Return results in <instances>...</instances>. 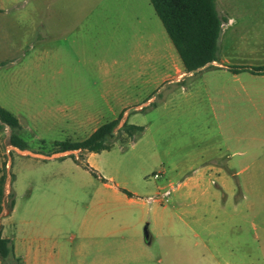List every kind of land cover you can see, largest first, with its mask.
<instances>
[{
  "label": "rangeland",
  "instance_id": "obj_1",
  "mask_svg": "<svg viewBox=\"0 0 264 264\" xmlns=\"http://www.w3.org/2000/svg\"><path fill=\"white\" fill-rule=\"evenodd\" d=\"M95 1L0 0V7H4L0 10V105L19 118L18 134L28 153L51 154L62 151L64 142L75 143L87 137L92 127L87 119L95 109L88 106L87 100L95 97V91L89 86L94 77L87 74L84 64L92 61L91 65L104 53L109 58L114 56L117 35L124 40L125 52L132 47L128 44L138 26L131 22L129 4L97 0L99 7L86 11L84 6ZM221 4L226 8L219 3V14L227 13L237 21L222 34L220 57L232 64L241 63L239 67L248 66L250 71L258 70L264 63V21L252 20L264 16V9L251 7L264 6V0H222ZM107 34L114 36L106 41ZM73 62L76 72L70 81L75 87L68 84L67 66ZM211 70L215 67L195 71L185 80L188 84L217 83L222 87L217 89L220 96L229 94L236 112L232 124L227 127L213 115L209 119L218 140L202 141L197 137L201 129L191 118H179L166 111L154 116L148 106L132 112L128 121L145 129L129 136L119 130V123L108 141L111 147L94 155L85 151L54 153L63 156L40 159L21 154L9 142L10 128L0 130V168L7 161L5 196L13 192L15 200L13 212L3 219L7 234L14 233L25 220L31 225L56 228L58 241L69 246L74 233L102 224L117 230L109 241H123L125 246L137 240L146 243V235L154 228V210L180 203L175 198L177 191L164 205L147 198L155 195L159 185H177L183 179L189 169L181 167L190 153L220 145L223 160L232 157L249 165L232 170L240 172L233 178L248 181L252 203L250 216L240 224L253 248L261 245L264 251V105L249 103L264 97V87L232 83L229 74ZM249 77L241 73V81ZM102 107L106 108L105 104ZM202 129L207 131L206 127ZM244 151L248 153L239 154ZM11 173L13 181L8 176ZM155 174L161 175L155 178ZM107 182L118 184L121 191L106 186ZM122 189L147 199V203L130 202V195ZM121 227L129 229L120 231ZM153 248L157 260L162 249L156 243ZM66 262L79 264L75 258H67ZM259 264H264L263 258Z\"/></svg>",
  "mask_w": 264,
  "mask_h": 264
},
{
  "label": "crops",
  "instance_id": "obj_2",
  "mask_svg": "<svg viewBox=\"0 0 264 264\" xmlns=\"http://www.w3.org/2000/svg\"><path fill=\"white\" fill-rule=\"evenodd\" d=\"M96 1L84 6L86 11L98 8L99 3ZM120 1L129 4L131 22L138 27L132 36V43L128 44L132 45L128 51H124V40L117 35L114 56L109 58L104 53L94 59L91 65L92 61L84 64L87 74L94 77L89 86L95 91V97L87 100L88 106L95 109L87 119L92 127L86 138L103 125V122L117 120L121 127L125 122L128 123L132 112L143 111L148 106L152 107L154 116L166 111L179 118H191L201 129L196 134L197 137L202 141L218 140V132L214 133L209 119L213 115L217 122L222 121L227 127L232 124L236 112L229 94L224 92L220 96L217 89L222 87L217 83H186L185 79L194 72H188L185 68L150 0ZM219 3L222 9L226 8L225 4H221L222 0H216L217 10ZM71 4L75 7L74 3ZM251 8L264 9V6ZM3 9L4 7H0V10ZM220 16L223 18V25L218 41L219 59L212 63L215 70L211 71L229 74L232 83L246 82L245 85L264 87V71H250L249 68L233 72L229 67L240 66L241 63L232 64L228 58L220 57L222 34L228 25L237 21L227 13ZM254 20L260 23L264 21V16L253 18L252 21ZM113 36L107 34L104 37L108 41ZM260 67H264V63L258 66ZM203 69L206 68L200 70ZM67 70L68 84L75 87L73 81H70V76L76 72L75 62L69 64ZM242 72L248 73V80L241 81ZM249 103L253 106L264 105V97L259 100L251 99ZM128 124L141 126L139 123ZM203 127L207 131L202 132ZM229 137L233 138L232 135ZM82 151L95 154L94 151L73 149L51 154L36 152L41 156H33L54 159L63 156H53L54 153L65 155ZM246 153L248 152H239L242 156ZM223 158L224 150L220 145L192 152L188 155L186 164L181 167L189 169L183 179L177 185L169 182L168 186H158L156 193L170 190L171 195L173 191H177L175 198L180 203L166 209L164 204L169 197L163 202H156L164 206L161 211L153 212L154 228L146 235V243L137 240L125 246L123 241H109V238L116 236L117 230H110L102 224L86 226L74 233L69 246L58 241L59 230L56 228L31 225V222L25 220L9 235L3 220L8 212L4 208L0 216V232L3 237L12 241L14 258L20 260L17 262L14 258H9L5 264H67V258H75L79 264H259L261 258L264 259L263 248L261 245L253 248L249 236L240 224L252 211L249 183L246 179L233 178L240 172H232L238 166L242 170L249 165H244L242 160L235 161L232 157L227 160ZM106 186H113L116 192L121 191L118 184L107 182ZM122 190L130 195L129 200L132 203L148 201V198L144 200L137 195H131L125 189ZM225 196L227 199L223 200ZM126 229L129 227H121L120 231ZM155 243L162 249V255L157 260L153 248Z\"/></svg>",
  "mask_w": 264,
  "mask_h": 264
},
{
  "label": "trees",
  "instance_id": "obj_3",
  "mask_svg": "<svg viewBox=\"0 0 264 264\" xmlns=\"http://www.w3.org/2000/svg\"><path fill=\"white\" fill-rule=\"evenodd\" d=\"M157 15L161 19L170 39L177 49L181 60L188 72H195L202 68H211L218 60L219 37L222 31L223 18L216 8V0H150ZM233 72L249 69L248 66H230ZM257 72L264 71L260 67ZM119 121L113 120L101 125L92 135L81 142H64L65 150L82 149L100 151L108 149V142L114 135ZM10 128L11 145L19 149H27L25 141L19 136L21 129L19 118L10 110L0 105V130ZM142 126L124 123L120 131L129 136L142 130ZM13 181V174H10ZM7 179V161L4 160L0 170V214L5 208L11 213L15 206L14 193L5 196V182ZM13 243L0 232V264H5L9 258H14ZM19 262V258H14Z\"/></svg>",
  "mask_w": 264,
  "mask_h": 264
},
{
  "label": "built area",
  "instance_id": "obj_4",
  "mask_svg": "<svg viewBox=\"0 0 264 264\" xmlns=\"http://www.w3.org/2000/svg\"><path fill=\"white\" fill-rule=\"evenodd\" d=\"M158 176L159 174L155 175V177ZM169 195H170V190H167L165 192H158L155 195L148 197V200L152 202H163L166 199H168Z\"/></svg>",
  "mask_w": 264,
  "mask_h": 264
},
{
  "label": "water",
  "instance_id": "obj_5",
  "mask_svg": "<svg viewBox=\"0 0 264 264\" xmlns=\"http://www.w3.org/2000/svg\"><path fill=\"white\" fill-rule=\"evenodd\" d=\"M17 148V147H16ZM19 151H20V153L21 154H30V155H33V154H31V153H28V152H26L25 150H22V149H19ZM0 216H1V214H0Z\"/></svg>",
  "mask_w": 264,
  "mask_h": 264
}]
</instances>
